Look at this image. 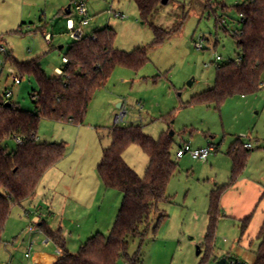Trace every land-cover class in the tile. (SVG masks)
<instances>
[{
    "label": "rangeland",
    "instance_id": "obj_1",
    "mask_svg": "<svg viewBox=\"0 0 264 264\" xmlns=\"http://www.w3.org/2000/svg\"><path fill=\"white\" fill-rule=\"evenodd\" d=\"M77 1L0 0V63L8 53L19 61L38 58L47 75L57 76L56 68L64 69L62 58L73 42L68 18L78 22L80 17ZM85 1L91 17L87 35L110 27L116 33V48L126 52L146 48L150 61L138 71L115 67L95 93L83 124L41 121V142L64 143L67 155L45 173L34 196L12 206L0 264H46L45 259L58 255L38 225L42 220L56 229L66 225V247L72 253L95 233L109 234L123 193L106 188L97 168L104 148L112 142L109 129L114 125L140 126L155 139L173 132V158L179 164L168 185L171 202L161 205L167 219L142 244L129 237V253L140 248L143 264H212L215 257L224 256L229 258L227 264L232 260L253 264L264 224V86L255 93L231 96L220 106L190 104L195 95L214 85L218 64L238 58L234 33L242 23L236 6L246 0H170L159 5L147 22L133 0ZM109 9L127 17L110 18ZM151 24L176 30L163 44L151 47ZM44 32L54 35L53 44ZM216 56L222 60L216 61ZM36 89L33 76H24L17 85L6 69L0 74V97L12 92L9 99L24 110H34ZM115 115L120 120L114 124ZM238 141L252 144L253 149L239 179L223 192L221 207L227 216L219 220L209 257L205 240L209 195L230 182L228 150ZM7 143L15 146L14 140ZM185 144L193 149L212 146L213 151L206 160L194 159L190 153L178 158L176 153ZM124 158L140 176L145 175L149 157L139 145L129 146ZM251 215L249 228L242 232V221ZM37 235L35 256L27 258L26 249Z\"/></svg>",
    "mask_w": 264,
    "mask_h": 264
},
{
    "label": "trees",
    "instance_id": "obj_2",
    "mask_svg": "<svg viewBox=\"0 0 264 264\" xmlns=\"http://www.w3.org/2000/svg\"><path fill=\"white\" fill-rule=\"evenodd\" d=\"M133 1L145 22L162 4V0ZM236 8L242 15V29L234 33L240 54L235 60L218 64L214 85L195 95L190 104L220 106L231 96L255 93L264 86V0H246ZM151 27L154 32L151 47L163 44L176 30L169 31L156 24ZM115 38L112 28L103 27L82 40H73L65 53L69 63L64 66V74L54 77L47 75L38 58L19 61L11 53L6 54L5 62H10L21 78L33 76L37 89L32 95L34 110H24L0 97V247L12 206L34 196L45 173L67 155L64 143L41 142L38 137L41 121L83 124L95 93L108 81L115 67L138 71L150 61L146 48L126 52L115 47ZM173 135L164 132L155 139L134 125H114L109 129L112 142L104 148L97 169L106 188L123 193L114 224L108 235L97 232L77 253H72L66 247L62 230L52 229L43 221L40 226L44 233L62 250L54 264H143L140 248L129 253L128 238L138 239L142 244L151 231L158 232L168 217L161 205L171 202L168 185L179 165L173 158ZM17 137L22 138L21 143L16 141ZM9 140L15 141L14 147L9 146ZM133 144L139 145L149 157L144 176L125 161L124 153ZM252 149L241 141L231 145L228 150L231 180L209 195L205 237L209 257L214 252L219 220L225 217L221 207L223 192L239 179ZM251 219L252 215L242 221V232L249 228ZM259 238L261 243L253 264H264V224ZM217 258L212 262L218 261ZM237 264L245 263L237 261Z\"/></svg>",
    "mask_w": 264,
    "mask_h": 264
},
{
    "label": "built area",
    "instance_id": "obj_3",
    "mask_svg": "<svg viewBox=\"0 0 264 264\" xmlns=\"http://www.w3.org/2000/svg\"><path fill=\"white\" fill-rule=\"evenodd\" d=\"M76 10H77L78 15L80 16L79 20H78V22H76L72 18L69 19L68 20V29L70 31L71 38L73 40H75V41H79V40H82L85 37L89 36V35L86 34L85 27L90 24L91 17L89 16L87 2L85 0H78L77 1ZM108 14H109L110 18L114 17V18H118V19H124V18L127 17V15L125 13L120 12V11H116V10H113V9H109L108 10ZM44 37H45V39H46V41L48 43H52L53 34H51L50 32H44ZM196 47L203 48V45L201 43H197ZM3 50H4V48H3ZM62 60H63V63L65 65L69 63V59L66 56H64L62 58ZM220 60H222V58L220 56H216V61H220ZM4 69H6L8 74L13 78L15 84L19 85V84L22 83V78L19 75L17 69L13 65H10V66L7 67L6 66V62L0 63V74L4 71ZM56 73L59 76L63 75L64 74L63 68L62 69L61 68H57L56 69ZM11 95H12V92L9 91L7 93V97L5 98V100L8 101ZM122 115H124V113H122ZM118 120H120V117H119ZM16 141L21 143L22 142V138L21 137H17ZM245 145L248 148L252 147V144H245ZM212 151H213V147L212 146L202 147V148H199V149H193L189 144H185V145L180 146V148L178 149V151L176 153V156L178 158H181L186 153H190L191 156L194 159L206 160L209 157V155L212 153ZM57 252H58L59 255L62 254V250L58 246H57ZM31 254H32V247L30 246L28 251H27V253H26V256L29 257ZM230 264H237V261L232 260L230 262Z\"/></svg>",
    "mask_w": 264,
    "mask_h": 264
},
{
    "label": "crops",
    "instance_id": "obj_4",
    "mask_svg": "<svg viewBox=\"0 0 264 264\" xmlns=\"http://www.w3.org/2000/svg\"><path fill=\"white\" fill-rule=\"evenodd\" d=\"M69 7L71 8V5H69L68 8H69ZM87 7H88V6H87ZM70 11H71V9H70ZM70 13H71V12H70ZM70 13H69V14H70ZM67 14H68V13H67ZM69 19H71V18H68V20H69ZM53 39H54V35H53ZM52 42H53V41H52ZM49 44H51V43H49ZM52 44H53V43H52ZM63 47H64V46L62 45L61 48H63ZM64 56H65V55H64ZM64 56H63V57H64ZM62 61H63V60H62ZM57 68H61V67H57ZM57 68H56V69H57ZM61 69H62V68H61ZM9 100H10V99H9ZM118 119H119V116H118V115H115V116L113 117V122H114V124L117 123V122L119 121ZM60 162H61V161H60ZM60 162H59V163H60ZM59 163H58V164H59ZM58 164H56L55 167H56ZM51 170H52V168L49 170V172H50ZM47 173H48V172H47ZM47 173H46V174H47ZM46 174H45V175H46ZM45 175H44V176H45ZM59 205L61 206V204H59ZM226 216H227V215H225V217H226ZM41 220H42V219H41ZM43 221H44V220H42L41 222H39L38 225L40 226L41 223H42ZM49 226H50V225H49ZM65 226H66V225L62 223V226L58 227V228H60V229L62 230V233H63L64 236H66V235H65L66 230H64V229H65ZM50 227H51L52 229H56V228H57V226H50ZM46 237H47V236H46ZM65 239H66V237H65ZM37 240H39V235L35 236L34 239H32L30 245H29L28 248L26 249V253H27L29 247H30V246L32 247V254H31L29 257H27V256L25 255L27 258H31L32 256H35V255H34L35 253H33V252H34V247H35V245L37 244ZM47 240H48V242H52V244H54V246L57 248V245H56L55 243H53L52 240H50L49 238H47ZM59 257H60V255L58 254V255H54V257L51 258V259H49V260H48V259H45V260H47V261H46V262H47L46 264H54V263L58 260ZM40 262H41V261H40ZM38 264H39V262H38Z\"/></svg>",
    "mask_w": 264,
    "mask_h": 264
},
{
    "label": "water",
    "instance_id": "obj_5",
    "mask_svg": "<svg viewBox=\"0 0 264 264\" xmlns=\"http://www.w3.org/2000/svg\"><path fill=\"white\" fill-rule=\"evenodd\" d=\"M168 2H169V0H162V4H167ZM66 12L69 14L70 13V9H68ZM171 134H174V133L172 132ZM200 252H201V249L199 248L198 253H200ZM212 264H227V257L224 256V257H222L221 259H219L218 261H216V262H214Z\"/></svg>",
    "mask_w": 264,
    "mask_h": 264
}]
</instances>
